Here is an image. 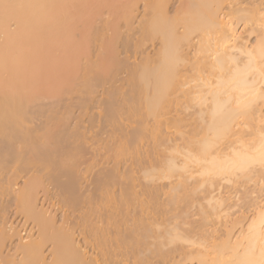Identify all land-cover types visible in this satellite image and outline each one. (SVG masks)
Returning a JSON list of instances; mask_svg holds the SVG:
<instances>
[{"label":"bare ground","instance_id":"bare-ground-1","mask_svg":"<svg viewBox=\"0 0 264 264\" xmlns=\"http://www.w3.org/2000/svg\"><path fill=\"white\" fill-rule=\"evenodd\" d=\"M0 264H264V0H0Z\"/></svg>","mask_w":264,"mask_h":264},{"label":"rangeland","instance_id":"rangeland-1","mask_svg":"<svg viewBox=\"0 0 264 264\" xmlns=\"http://www.w3.org/2000/svg\"><path fill=\"white\" fill-rule=\"evenodd\" d=\"M73 102H76L75 99L73 100ZM77 112L78 111L76 110L75 115L77 114ZM107 131L108 129L98 131L97 128H94L92 130L94 140L91 147L92 149L90 150L89 155L87 156V164H90L91 167V176L94 175V173L98 170L101 164H107L113 159V153L110 149L111 143L106 140Z\"/></svg>","mask_w":264,"mask_h":264}]
</instances>
